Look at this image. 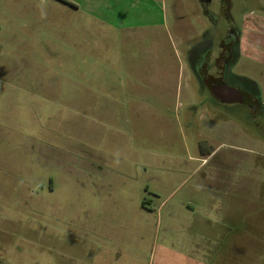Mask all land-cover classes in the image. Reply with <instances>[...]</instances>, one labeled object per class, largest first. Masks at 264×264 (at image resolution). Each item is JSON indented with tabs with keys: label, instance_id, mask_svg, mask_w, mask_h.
I'll list each match as a JSON object with an SVG mask.
<instances>
[{
	"label": "rangeland",
	"instance_id": "rangeland-1",
	"mask_svg": "<svg viewBox=\"0 0 264 264\" xmlns=\"http://www.w3.org/2000/svg\"><path fill=\"white\" fill-rule=\"evenodd\" d=\"M65 1L0 0V264L192 253L212 187L257 223L240 264H263L264 145L236 113L209 116L194 75L215 73L234 25L243 53L227 70L264 92V55L248 57L264 0ZM216 172L229 181L204 180Z\"/></svg>",
	"mask_w": 264,
	"mask_h": 264
},
{
	"label": "crops",
	"instance_id": "crops-1",
	"mask_svg": "<svg viewBox=\"0 0 264 264\" xmlns=\"http://www.w3.org/2000/svg\"><path fill=\"white\" fill-rule=\"evenodd\" d=\"M87 2L90 3L89 0ZM70 3L76 8H80L74 1ZM101 20L105 21L103 19ZM250 23L251 22H249V24ZM250 28L255 31H253V42L255 44H253L252 52L248 50L249 53L251 52L250 56H248L253 58L256 56V53H262L264 55V40L260 38L262 34L258 33V31H262L260 30L259 24L253 22L250 24ZM217 179L218 177L213 173L204 178L206 182L212 181L211 183L217 181ZM210 191L213 192L200 191V193L202 192V194L205 195L204 201H207L209 205L212 204V207H207L209 208L208 211L205 210L200 212L194 209V221L196 219L197 223L202 224L204 227L202 228V232L204 233L201 235V241L199 243H194L195 250H193L192 253H188L187 251L184 252L180 249H173L165 245L158 246V249L156 246L153 264H240V257L237 255L238 253L236 254L239 249V243L237 242L240 240L243 244L251 247L250 243L256 239L254 236L256 232L254 227L257 223L251 222L250 215H246L245 211L241 218L239 210L235 212L232 206L231 208L229 205L224 206V204L220 202L223 198V196L220 195L224 193V191H219L214 187H212ZM210 194L213 196H210ZM165 202L166 200L159 206V209ZM210 208H213V210ZM258 228L262 230L258 232L260 236L258 237L259 242L264 244V228H262V226ZM248 259L250 258L247 257L248 262H246V264H255V259Z\"/></svg>",
	"mask_w": 264,
	"mask_h": 264
},
{
	"label": "flooded vegetation",
	"instance_id": "flooded-vegetation-1",
	"mask_svg": "<svg viewBox=\"0 0 264 264\" xmlns=\"http://www.w3.org/2000/svg\"><path fill=\"white\" fill-rule=\"evenodd\" d=\"M201 1L203 3L209 2L210 4L214 0ZM217 1L228 8L234 5V0ZM65 2L69 1L66 0ZM68 4L71 3L69 2ZM71 5L73 6V4ZM260 7L264 9V4H261ZM227 15H230V11H228ZM241 33L239 27L233 25L228 31L227 37L220 41L222 51L215 58L211 57L212 55L210 56L211 62L214 64L212 68L215 73H210L207 68L209 65L205 62L202 69H198V75L195 74L194 76L197 80H202L200 82L202 89L200 101L203 103L202 107H205L207 112L209 111V116L217 118L218 115L221 116L224 113H236L237 118L233 122L239 125L243 132L252 135L249 136L250 138L254 136L255 143L258 142L264 145V92L262 87L249 76H241L227 70V67L241 55L240 52L243 53L241 49L243 34ZM259 34H262L260 38L264 40V32L260 31ZM222 87L239 91L244 96L245 102H231L223 92ZM254 129L255 134H253ZM213 174L218 177V184L219 181H229L226 177L222 178L221 172ZM232 186L233 188L237 187L234 183H232ZM237 188H240V186ZM226 190H229V187Z\"/></svg>",
	"mask_w": 264,
	"mask_h": 264
},
{
	"label": "water",
	"instance_id": "water-1",
	"mask_svg": "<svg viewBox=\"0 0 264 264\" xmlns=\"http://www.w3.org/2000/svg\"><path fill=\"white\" fill-rule=\"evenodd\" d=\"M222 90L231 102H245L244 96L239 91L228 87H222Z\"/></svg>",
	"mask_w": 264,
	"mask_h": 264
}]
</instances>
